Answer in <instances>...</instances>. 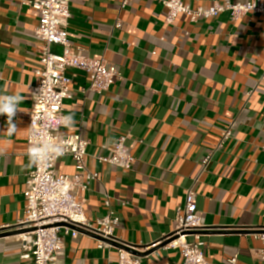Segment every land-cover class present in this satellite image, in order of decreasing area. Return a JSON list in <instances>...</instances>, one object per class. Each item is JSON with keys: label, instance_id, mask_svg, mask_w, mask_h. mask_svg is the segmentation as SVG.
Listing matches in <instances>:
<instances>
[{"label": "crops", "instance_id": "crops-1", "mask_svg": "<svg viewBox=\"0 0 264 264\" xmlns=\"http://www.w3.org/2000/svg\"><path fill=\"white\" fill-rule=\"evenodd\" d=\"M29 1L0 0V91L25 97L19 105L24 112L14 118L17 134L0 133V264H33V245L22 239L20 222L33 169L28 115L43 43L35 35L39 13ZM185 1L207 9L250 0ZM166 15L156 0H71L66 30L75 50L115 66L122 76L98 93L88 90L85 73L66 71L72 98L65 100L60 121L71 114L75 125L59 121L61 132L89 142L87 166L99 175L77 195L91 221L109 209L118 215L115 241L146 253L143 264H182L179 251L152 246L174 232L177 210L193 186L208 229L207 260L264 264L258 237L264 232V14L234 21L226 12L197 23L180 15L172 24ZM6 120L0 115V131ZM120 137H127L136 159L128 172L98 159ZM56 169L75 172L68 156ZM118 249L110 243L100 248L93 236H65L54 264H118Z\"/></svg>", "mask_w": 264, "mask_h": 264}, {"label": "built area", "instance_id": "built-area-1", "mask_svg": "<svg viewBox=\"0 0 264 264\" xmlns=\"http://www.w3.org/2000/svg\"><path fill=\"white\" fill-rule=\"evenodd\" d=\"M156 1L166 8L168 24L174 23L180 15L197 23L226 12L234 21L248 14H264V3L258 0L244 3L227 1L213 4L207 9H193L185 0ZM70 3L71 0L29 1L30 6L39 13L35 35L43 45L40 50V67L34 72L37 83L31 89L32 108L28 115L27 147L42 137L60 142L66 149L63 156L48 164L33 166L25 182V210L20 223L25 229L22 239L30 240L33 245V264H54L63 251L65 236H96L100 238L99 247L103 248L107 246V241L116 242L115 232L120 226V218L111 209L95 221L86 217L84 201L77 193L87 191L99 175L90 172L87 166L89 142L80 135L62 133L59 124L64 102L72 98V78L66 74L68 69L85 73L90 82L88 90L91 92L108 91L122 78L115 66H108L104 60L87 57L75 50L66 30L70 19ZM127 4L124 1L121 9L124 10ZM120 26L119 21L117 27ZM230 135V130L225 132L220 145ZM104 148L108 150V155L98 158L101 163L115 166L124 172L132 170L136 159L127 144V137H120L112 146ZM262 149L264 151V146ZM66 156L74 163L75 172L71 175L56 169L59 160ZM211 159L212 154H209L203 160L202 170H206ZM106 205L109 207L110 203L107 201ZM207 230L202 224L197 194L192 186L177 210L174 232L152 247L163 245L166 249L179 251L183 258L182 264H215L205 256L204 234ZM258 237L264 240V232ZM118 253V264H143L140 257L123 248H119ZM229 264H237V257L230 259Z\"/></svg>", "mask_w": 264, "mask_h": 264}, {"label": "clouds", "instance_id": "clouds-1", "mask_svg": "<svg viewBox=\"0 0 264 264\" xmlns=\"http://www.w3.org/2000/svg\"><path fill=\"white\" fill-rule=\"evenodd\" d=\"M25 97L19 93L8 94L0 91V115L6 116V128L0 131L6 138H11L17 134L19 128L14 122L17 112H24L19 105L24 102ZM61 125L66 128H72L75 125L73 115L63 116ZM38 135V134H37ZM65 145L60 142H53L50 139L38 137L27 150L29 165L42 166L50 161L57 159L65 154ZM3 149H0V155H3Z\"/></svg>", "mask_w": 264, "mask_h": 264}, {"label": "water", "instance_id": "water-1", "mask_svg": "<svg viewBox=\"0 0 264 264\" xmlns=\"http://www.w3.org/2000/svg\"><path fill=\"white\" fill-rule=\"evenodd\" d=\"M80 231V230H79ZM93 237H95V238H97V239H100L99 237H96V236H93ZM107 243H110V244H113V245H116V246H118L119 248H123V249H125V250H127L129 253H131L132 255H134V256H136V257H140V258H142V257H144L145 255H147L146 253H140V252H137L134 248H130V247H127V246H125V245H123V244H117L116 242H111V241H107Z\"/></svg>", "mask_w": 264, "mask_h": 264}]
</instances>
